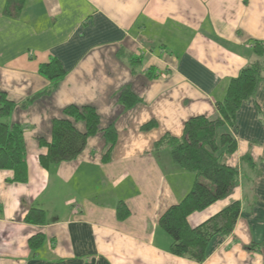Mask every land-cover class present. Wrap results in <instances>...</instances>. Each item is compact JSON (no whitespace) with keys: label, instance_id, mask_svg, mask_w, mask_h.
I'll return each mask as SVG.
<instances>
[{"label":"crops","instance_id":"obj_1","mask_svg":"<svg viewBox=\"0 0 264 264\" xmlns=\"http://www.w3.org/2000/svg\"><path fill=\"white\" fill-rule=\"evenodd\" d=\"M6 5L0 0V94L17 105L7 121L24 128L29 181L0 171V264H198L171 254L159 226L196 176L155 144L181 138L193 117H219L230 81L264 42V0H26L17 19L5 16ZM53 59L66 76L42 95L52 83L40 67ZM126 88L142 100L133 109L120 102ZM71 105L94 107L118 142L104 162L99 132L76 160L46 170L38 139L51 140L53 120ZM230 132L238 147L225 161L239 184L189 223L240 202L233 233L216 237L202 264H264V82ZM121 202L130 211L124 221ZM31 209L45 212V225L26 222ZM39 233L45 240L34 251L29 240Z\"/></svg>","mask_w":264,"mask_h":264},{"label":"trees","instance_id":"obj_2","mask_svg":"<svg viewBox=\"0 0 264 264\" xmlns=\"http://www.w3.org/2000/svg\"><path fill=\"white\" fill-rule=\"evenodd\" d=\"M25 1L7 0L5 16L19 18ZM254 55L255 60L230 81L224 100L217 103V119L193 117L185 123L181 138L166 135L155 144V150L168 147L174 164L196 176L191 191L178 205L162 215L159 226L172 239L171 254L198 264L206 261L209 247L216 237H227L233 233L241 214V203L235 202L198 227L189 223L191 215L204 212L226 199L239 184L238 170L228 166L225 159L237 151V142L230 130L236 126L239 110L256 95L264 82V42H255ZM40 73L52 83L51 89L42 95L50 94L66 76V70L57 59L42 65ZM36 100L37 97L32 99ZM120 102L127 109H133L142 100L126 88L121 92ZM16 108L17 105L5 93L0 94V171H12V183L26 184L29 174L24 128L7 121ZM79 123L85 125L84 132L77 127ZM156 126L152 121L142 129L150 131ZM99 132L104 134L107 142L108 150L103 160L108 162L118 142L116 128L112 125L102 130L101 117L92 106L71 105L65 108L62 117L53 120L51 140L38 139L39 145L47 150L39 157L41 166L48 170L76 160L86 148L89 138ZM117 217L119 221L130 217V211L123 202L117 205ZM26 222L45 225L46 214L43 210L31 209ZM44 240L42 233L33 236L29 240L30 248L37 251Z\"/></svg>","mask_w":264,"mask_h":264},{"label":"rangeland","instance_id":"obj_3","mask_svg":"<svg viewBox=\"0 0 264 264\" xmlns=\"http://www.w3.org/2000/svg\"><path fill=\"white\" fill-rule=\"evenodd\" d=\"M204 182V181H203Z\"/></svg>","mask_w":264,"mask_h":264}]
</instances>
